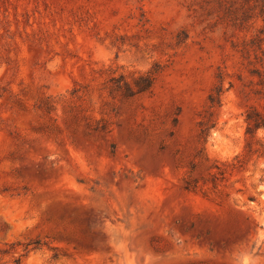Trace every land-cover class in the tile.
Listing matches in <instances>:
<instances>
[{
  "label": "rangeland",
  "instance_id": "374dc122",
  "mask_svg": "<svg viewBox=\"0 0 264 264\" xmlns=\"http://www.w3.org/2000/svg\"><path fill=\"white\" fill-rule=\"evenodd\" d=\"M0 264H264V0H0Z\"/></svg>",
  "mask_w": 264,
  "mask_h": 264
}]
</instances>
